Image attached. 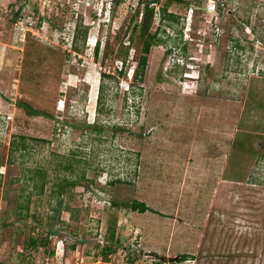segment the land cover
Segmentation results:
<instances>
[{"label":"rangeland","instance_id":"obj_1","mask_svg":"<svg viewBox=\"0 0 264 264\" xmlns=\"http://www.w3.org/2000/svg\"><path fill=\"white\" fill-rule=\"evenodd\" d=\"M168 1L0 0V263L264 264V0Z\"/></svg>","mask_w":264,"mask_h":264},{"label":"trees","instance_id":"obj_2","mask_svg":"<svg viewBox=\"0 0 264 264\" xmlns=\"http://www.w3.org/2000/svg\"><path fill=\"white\" fill-rule=\"evenodd\" d=\"M179 2H181V0H178ZM156 2V0H139V5H144L143 9V17L140 23H136L134 25V31L138 32V37L140 39L143 40V47H142V54L138 57L137 59V65L136 68L134 70V79L135 80H142L143 79V75L145 74V70L148 64V54L150 52L151 46L156 42V37H157V33H154L153 35H149V29L150 26L152 24L153 21V17H154V7H151L150 4ZM171 2V0H169L167 2V5ZM167 5H164L161 8V12H162V17L164 20H168L172 22V20L175 18L174 15L172 13H167ZM139 10L137 11L136 15L134 16L135 18L138 16L139 14ZM77 31L80 32V25H78L76 27ZM19 39V38H18ZM78 39V35H75L73 37V41L76 44V41ZM131 43V42H130ZM75 47V46H74ZM77 47H75L76 49ZM95 55H98V47H96L95 50ZM122 72V71H120ZM105 75V74H104ZM106 76V75H105ZM18 105L22 108H24L28 114L30 115H46V116H50L48 115L45 111L40 110V109H36L35 107H33L30 103H27L26 101H18ZM117 129H122L123 127H116ZM27 148V145L25 144V142L23 140H21L20 142H18V144L15 143V141L12 142L11 146H10V151L13 152L15 149L18 150H24ZM35 175L39 178V182L35 179V176H31L28 178L29 181H33V186L35 188H38V186L40 187V194L43 192L45 184H46V172L42 171L41 169L37 168L35 169ZM27 180V181H28ZM118 181H121V179H118ZM110 183H115L114 180H112ZM73 184V183H72ZM30 195L27 196V198L23 201H19L18 203V219L21 221H25L27 223H30ZM112 203V202H111ZM127 207H129L131 210L133 211H138L140 213H144L146 211H152L154 212V209H152L151 207H149L147 205V203L137 200V199H133L130 202L124 203ZM57 218V217H55ZM57 229L59 230V228L55 227L53 228V230H49L48 233H46L45 237H43V239H41L42 242V246H47L48 244V238L50 236H52V232H56V236H59V232L57 231ZM44 231V230H43ZM40 235L43 236V232L40 233ZM111 239L113 241L114 239V232H111ZM28 246L31 247H38L39 243L37 238H31V241L27 244ZM112 247L111 245L108 246L106 248V251L103 252L104 254V261H107V258L109 256L110 253H112ZM53 254V251L52 253ZM163 259V258H162ZM161 257H160V261H158V263H154V264H161ZM190 259V255L188 254H182L180 256V261H185V260H189ZM160 262V263H159ZM2 264V263H0Z\"/></svg>","mask_w":264,"mask_h":264},{"label":"flooded vegetation","instance_id":"obj_3","mask_svg":"<svg viewBox=\"0 0 264 264\" xmlns=\"http://www.w3.org/2000/svg\"><path fill=\"white\" fill-rule=\"evenodd\" d=\"M226 3H227V1L226 2H221V4L220 3L218 4V11L217 12H218L219 15L222 14ZM230 13H231V10L227 9V14L229 15Z\"/></svg>","mask_w":264,"mask_h":264},{"label":"built area","instance_id":"obj_4","mask_svg":"<svg viewBox=\"0 0 264 264\" xmlns=\"http://www.w3.org/2000/svg\"><path fill=\"white\" fill-rule=\"evenodd\" d=\"M23 34H24V33L22 32V37L20 38V39H22V40H24V39H25L24 37L26 36V35H23ZM20 35H21V34H20Z\"/></svg>","mask_w":264,"mask_h":264},{"label":"clouds","instance_id":"obj_5","mask_svg":"<svg viewBox=\"0 0 264 264\" xmlns=\"http://www.w3.org/2000/svg\"><path fill=\"white\" fill-rule=\"evenodd\" d=\"M219 1V3H221V0H216L215 2L217 3Z\"/></svg>","mask_w":264,"mask_h":264}]
</instances>
